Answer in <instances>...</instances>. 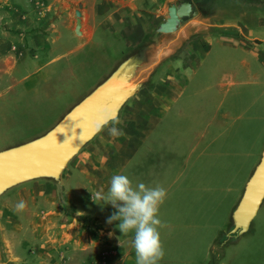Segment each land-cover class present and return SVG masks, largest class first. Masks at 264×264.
Listing matches in <instances>:
<instances>
[{"label": "rangeland", "instance_id": "374dc122", "mask_svg": "<svg viewBox=\"0 0 264 264\" xmlns=\"http://www.w3.org/2000/svg\"><path fill=\"white\" fill-rule=\"evenodd\" d=\"M73 1L68 6L63 0H0V41L9 47L0 52V149L45 132L110 71L117 58L118 45L108 44L107 51L83 61L85 69L76 75L81 82L64 90L67 80L59 77L62 66L81 62L90 48L67 53L79 40L72 36L75 11L82 13L84 7V0ZM191 1L204 10L191 21L262 29L263 39L250 43L256 54L248 45L244 53L236 43L243 40L237 30L230 36L232 44L213 43L197 70H187V87L146 142L153 147L154 157L157 153L176 156L170 173L140 171L130 164L122 174L134 185L162 186L170 181L174 185L160 211L170 203L173 214L180 209L185 220L173 221L176 215L164 222L160 234L166 254L159 264H264V200L246 233L226 237L233 226V210L264 150V0ZM20 8L28 12L25 29L16 23ZM39 39L40 44H35ZM65 53L41 67L44 60ZM44 75L48 76L45 82ZM186 152H191L190 160L186 165L182 162L179 170ZM79 179L78 174L71 176L68 188ZM118 224L113 222L114 230L124 236ZM110 257L103 264H111ZM131 258L136 261L135 251Z\"/></svg>", "mask_w": 264, "mask_h": 264}, {"label": "crops", "instance_id": "0c3cea01", "mask_svg": "<svg viewBox=\"0 0 264 264\" xmlns=\"http://www.w3.org/2000/svg\"><path fill=\"white\" fill-rule=\"evenodd\" d=\"M73 2L63 0L62 3L70 6ZM183 2L195 7L191 0H91L90 3L84 0L83 12L80 13V34H75L76 19L72 29V36L79 40L67 53L81 47L90 48L81 62L75 65L67 62L62 66L59 77L67 80L63 81L64 90H70L81 82L76 75L85 69L83 61L107 51L108 44L118 45L117 58L111 64L114 66L142 42L154 40L159 44L154 58L160 64L149 85L141 88L119 112L120 124L117 127L125 135L110 136L107 128L111 124L100 131L68 163L71 167L67 165L62 174L60 191L51 182L33 181L11 189L0 199V264H103L108 255H111V264H136L131 258L133 243H129L133 234L120 237L113 223H107V218L116 209L102 199H98L101 203H96L97 199L93 200L92 194L95 197L102 189L107 193L111 177L122 174L130 164L140 171L150 169V172L156 171L160 175L170 173L176 156L157 153L154 157L153 147L146 142L152 140L161 118L175 106L187 87V70H197L213 43L232 44L230 36L237 30L243 40L236 43L241 47L235 44L232 47L242 48L244 53L248 52L246 45L251 46L252 40L263 39L260 36L262 29L252 31L234 23L211 25L191 21V18L177 21L171 31L162 32L160 25L167 21L169 8ZM195 9L200 14L204 11L199 6ZM19 12L20 18L16 23L25 29L28 12L23 8ZM100 29L103 30L101 33ZM108 40L115 42L108 43ZM41 41L39 39L34 43L40 44ZM3 44L1 39L0 52L6 53L9 47L5 48ZM252 47H248L249 51L256 54ZM64 55L66 53L44 60L41 67L57 62ZM47 77L42 76V81L45 82ZM199 139H204V134L199 135ZM196 146V143L191 146V151ZM190 157L191 152L182 156L179 170L181 163L186 165ZM154 159L157 161L151 167ZM74 174H78L80 179L68 188V179ZM155 185L157 183L147 186ZM162 186L167 194L174 189L171 181L163 182ZM21 199L27 202L28 207L23 212H17L15 205ZM174 211L169 203L159 211V216L163 222L174 219L176 215L179 217L173 221L185 220L180 209L176 214H173Z\"/></svg>", "mask_w": 264, "mask_h": 264}, {"label": "water", "instance_id": "95a60500", "mask_svg": "<svg viewBox=\"0 0 264 264\" xmlns=\"http://www.w3.org/2000/svg\"><path fill=\"white\" fill-rule=\"evenodd\" d=\"M197 15L189 2L172 6L168 19L160 25L171 31L177 21ZM75 34L80 31V12L76 11ZM159 44L142 42L120 61L92 89L72 104L45 132L0 149V199L11 189L33 181H48L62 189L61 177L68 163L90 143L97 132L99 114L120 110L141 88L147 87L160 62L155 61ZM264 200V150L246 183L232 214L233 226L226 237L246 233Z\"/></svg>", "mask_w": 264, "mask_h": 264}, {"label": "clouds", "instance_id": "9594fccd", "mask_svg": "<svg viewBox=\"0 0 264 264\" xmlns=\"http://www.w3.org/2000/svg\"><path fill=\"white\" fill-rule=\"evenodd\" d=\"M108 127L112 137L125 135L117 127L120 124L116 111H106L99 114L94 123L97 132ZM167 190L157 184L147 186L143 182L133 184L132 179L125 174H115L111 177L107 193L103 189L92 198L102 199L105 204H111L116 209L107 218V223L119 221L117 225L123 235L133 234V248L136 264H159L164 259L165 249L161 239L160 229L166 224L159 216L160 207L167 198ZM28 207L27 202L19 200L15 205L17 212H23Z\"/></svg>", "mask_w": 264, "mask_h": 264}]
</instances>
